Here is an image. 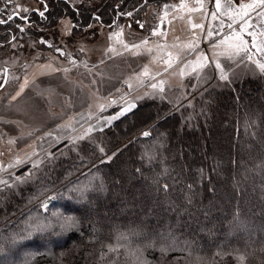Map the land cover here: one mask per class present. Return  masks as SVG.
<instances>
[{"label": "trees", "instance_id": "obj_1", "mask_svg": "<svg viewBox=\"0 0 264 264\" xmlns=\"http://www.w3.org/2000/svg\"><path fill=\"white\" fill-rule=\"evenodd\" d=\"M176 1L50 0L23 23L35 37L68 16L76 35L94 22L113 25L140 18L148 5ZM5 21L2 42L18 31ZM262 82L259 76L208 88L179 111L145 98L77 145L60 143L39 164L9 176L0 183V264H264ZM72 188L85 190L86 199ZM50 193L47 210L42 203L25 210ZM55 211L74 215L77 226L11 242Z\"/></svg>", "mask_w": 264, "mask_h": 264}, {"label": "rangeland", "instance_id": "obj_2", "mask_svg": "<svg viewBox=\"0 0 264 264\" xmlns=\"http://www.w3.org/2000/svg\"><path fill=\"white\" fill-rule=\"evenodd\" d=\"M71 1L76 6H97L102 0ZM189 1L151 4L140 18L126 16L113 25L94 22L76 35L72 33L74 23L67 16L49 29L38 28L40 33L34 37L24 18L31 11H41L50 0H0V20H7L9 15L12 20L24 17L21 23L10 20L18 29L16 36L0 40V85L8 73L7 82L0 86V183L27 165L39 164L41 157L58 144L77 145L109 126L114 120L108 122L107 118L129 103L136 105L154 98L170 103L171 111H179L193 105L211 87L259 76L264 83V71L258 66L264 59L251 44L234 37L231 32L235 29H228V33L220 28L212 36H205L203 22L198 34L203 32L205 39L189 37L198 29L193 27L195 21L186 18ZM227 37L232 41L225 40ZM190 44L195 50L189 49ZM236 46L243 49L238 56ZM222 52L233 59L220 55ZM217 60L227 80L220 79ZM160 81L165 82L163 92L151 87ZM21 85H25L23 91ZM101 104L106 106L104 110L99 108ZM113 107L117 110L109 112ZM78 137L83 139H75ZM111 156L105 155L103 160ZM93 176L89 175L85 188ZM49 197L54 195L31 202L25 210L45 201L49 204Z\"/></svg>", "mask_w": 264, "mask_h": 264}, {"label": "crops", "instance_id": "obj_3", "mask_svg": "<svg viewBox=\"0 0 264 264\" xmlns=\"http://www.w3.org/2000/svg\"><path fill=\"white\" fill-rule=\"evenodd\" d=\"M240 5L239 0H220V7L217 8L216 0H190L185 9L186 18L189 17L192 21H195V25H203V22H205L206 25L204 27L207 29L205 36L208 35L209 31L213 33L220 28L226 32L229 29L227 25L234 21L231 28L235 29L234 32H231L234 37L238 38L239 41H244L242 43L251 44L252 49L260 54L261 59H264V45L261 43L264 42V5L252 9H244L243 11H246L248 15L243 16V18H241ZM207 12L209 13L206 20ZM213 12L216 13V18H213ZM221 21L223 22V27H221ZM196 28L198 29L192 30L189 37H195L200 41L204 40V33L202 32L199 35L198 30L200 27ZM248 33L255 35L256 46H253V37L248 35ZM237 34H239V37H237ZM225 40L232 41L229 37Z\"/></svg>", "mask_w": 264, "mask_h": 264}, {"label": "snow or ice", "instance_id": "obj_4", "mask_svg": "<svg viewBox=\"0 0 264 264\" xmlns=\"http://www.w3.org/2000/svg\"><path fill=\"white\" fill-rule=\"evenodd\" d=\"M9 2H11V0H9ZM264 5V0H253V3H250V4H241L239 7L241 9V18H243V16H247L248 13L246 11H243L244 9H252L254 7H257V6H262ZM216 7L219 8L220 7V0H216ZM25 11H27V9H25ZM16 15H19V13H16ZM41 16L44 15L43 12L40 13ZM129 15H131V13H129ZM212 16L213 18H216V13L213 12L212 13ZM22 19L24 17H21ZM13 19V16L12 15H9L7 17V20H12ZM7 21L5 20H0V24L2 23H6ZM234 22V21H233ZM143 25H141L142 27ZM229 29L232 28V24H228L227 25ZM193 27H200L202 28L203 25H193ZM221 27H223V22L221 21ZM156 33L154 32L153 35H155ZM213 33L212 31H209L208 32V36H212ZM248 35L252 36L253 37V46H256V39H255V35L253 33H248ZM237 37H239V34H237ZM227 39V38H226ZM146 43V41H145ZM225 41H221L220 44H224ZM246 43V42H245ZM262 45H264V42H261ZM135 47H138L135 46ZM189 49L190 50H195L194 49V46L193 45H188ZM243 49H241L239 46H236V50H235V55H240V52L242 51ZM259 50V49H258ZM59 51V49H58ZM220 55H226L227 56V59L231 60L233 59V56L232 55H227L226 53L222 52L220 53ZM249 59H251V57H248ZM206 59V58H204ZM168 63V67H171L172 64H171V61L167 62ZM258 63V62H257ZM258 66L259 68L264 71V63H258ZM215 67L217 69L220 70V79L222 80H227V76L226 74L224 73V70H223V67L222 65L220 64V62L217 60L215 61ZM167 70V69H166ZM65 71H68L67 69H65ZM185 73L183 72V70H181V75H184ZM145 75H147V70H145ZM7 81H5L6 83ZM164 81H160L159 84H152L151 87L153 89H158L160 92H163L164 91V88H163V85H164ZM27 84V80H25V85ZM25 85H21V91H23V88ZM2 86V85H0ZM131 86V85H129ZM20 93L18 92L17 95H19ZM13 99H15V97H13ZM113 103H115L113 101ZM106 106L101 104L99 105V108L101 110H104ZM135 107V104H132V103H129L127 105V107L123 108L121 111L117 112L114 116H111V117H108L107 120L108 122H111L112 120H116V119H119L121 116H123L126 112L130 111L132 108ZM89 131H91V129H89ZM143 135L145 136H148L149 133L148 132H145L143 133ZM75 139H83V137H78V138H75ZM11 142V141H10ZM100 151H103V149H100ZM115 155V153L113 154ZM109 161L112 159V157H109L108 158ZM19 179V178H18ZM189 187H191L189 185ZM164 188L165 190H167L168 186L167 185H164ZM70 193H75L77 194L78 198L80 200H84L86 199V192L85 190L81 189V188H72L69 190ZM72 197L69 196V199H71ZM55 199V197H49L48 200H53ZM189 203H191V198H189ZM42 207L47 210L48 209V202L45 201L43 204H42ZM44 220H47L48 222L47 223H44ZM77 219L74 215H71V214H65L64 212H53L51 214V217H44L42 219H37L36 223L35 224H30L29 225V228L25 230V235H13L12 238H11V242L13 244L17 243L18 241H23V240H27V239H30L32 236H33V233L34 232H46V231H49L51 229H54L55 227H59L60 229L64 230V229H69V228H73V227H76L77 226ZM110 251H117L116 248H111L109 249ZM4 249H3V245L0 244V252H3ZM219 255V253H218ZM238 260H243V257H238L237 258Z\"/></svg>", "mask_w": 264, "mask_h": 264}, {"label": "built area", "instance_id": "obj_5", "mask_svg": "<svg viewBox=\"0 0 264 264\" xmlns=\"http://www.w3.org/2000/svg\"><path fill=\"white\" fill-rule=\"evenodd\" d=\"M239 3L247 5V4L252 3V0H239Z\"/></svg>", "mask_w": 264, "mask_h": 264}, {"label": "water", "instance_id": "obj_6", "mask_svg": "<svg viewBox=\"0 0 264 264\" xmlns=\"http://www.w3.org/2000/svg\"><path fill=\"white\" fill-rule=\"evenodd\" d=\"M16 15V14H15ZM7 75H8V73H7V71L5 72V75H4V80H3V83H2V85H4L5 84V81L7 80Z\"/></svg>", "mask_w": 264, "mask_h": 264}, {"label": "flooded vegetation", "instance_id": "obj_7", "mask_svg": "<svg viewBox=\"0 0 264 264\" xmlns=\"http://www.w3.org/2000/svg\"><path fill=\"white\" fill-rule=\"evenodd\" d=\"M43 1H45V0H43ZM47 5V3L45 2V4H44V6H46ZM36 10V9H35Z\"/></svg>", "mask_w": 264, "mask_h": 264}]
</instances>
